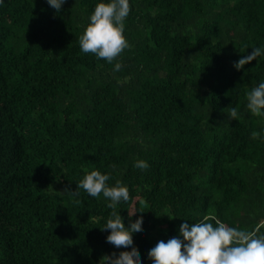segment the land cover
<instances>
[{
	"label": "trees",
	"instance_id": "obj_1",
	"mask_svg": "<svg viewBox=\"0 0 264 264\" xmlns=\"http://www.w3.org/2000/svg\"><path fill=\"white\" fill-rule=\"evenodd\" d=\"M101 2L0 3V264L125 251L101 230L102 194L63 193L93 170L128 188L117 211L126 228L142 218L141 264L205 216L264 235V117L247 109L264 82V0H129V47L111 63L79 43ZM253 48L262 55L237 70Z\"/></svg>",
	"mask_w": 264,
	"mask_h": 264
},
{
	"label": "clouds",
	"instance_id": "obj_2",
	"mask_svg": "<svg viewBox=\"0 0 264 264\" xmlns=\"http://www.w3.org/2000/svg\"><path fill=\"white\" fill-rule=\"evenodd\" d=\"M65 0H47V3L57 11ZM2 3V0H0ZM130 12L129 0H110L109 3H98L90 15V23L80 36V48L85 54L91 53L109 63L116 60L129 47L124 36V21ZM262 55L261 48H253L249 55L243 56L234 64L237 70ZM121 63L114 65V71L121 69ZM247 109L254 116L264 117V82L253 88L247 94ZM228 116L235 119L238 116L236 108H231ZM253 138L258 133H252ZM46 166V165H45ZM115 168V165L112 166ZM135 167L146 170V161L138 160ZM108 174L93 170L76 184V190L64 189L63 193L78 196V189H83L89 196L99 198L101 194L112 209L111 218L101 229L110 230L106 241L114 247L123 248L119 255L115 253L104 255L99 264H141L137 249L133 247V235L142 231V218L125 227L122 217L117 211L120 202L127 203L130 199L129 190L119 180L115 186H108ZM171 220L174 217H169ZM209 220L215 221V227ZM179 237H173L167 242L161 240L149 250L148 258L152 264H264V235L257 236L255 232H246L229 227L215 216H205L199 222L182 223L179 227Z\"/></svg>",
	"mask_w": 264,
	"mask_h": 264
}]
</instances>
